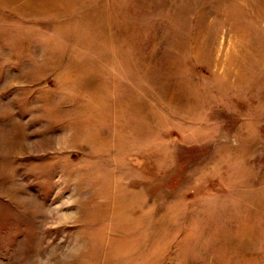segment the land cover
<instances>
[{"label":"rangeland","instance_id":"1","mask_svg":"<svg viewBox=\"0 0 264 264\" xmlns=\"http://www.w3.org/2000/svg\"><path fill=\"white\" fill-rule=\"evenodd\" d=\"M0 264H264V0H0Z\"/></svg>","mask_w":264,"mask_h":264}]
</instances>
